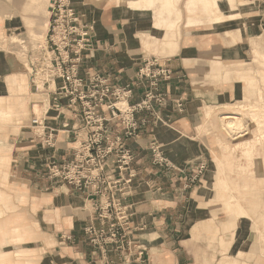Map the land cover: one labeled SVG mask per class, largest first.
Returning <instances> with one entry per match:
<instances>
[{
	"label": "crops",
	"instance_id": "1",
	"mask_svg": "<svg viewBox=\"0 0 264 264\" xmlns=\"http://www.w3.org/2000/svg\"><path fill=\"white\" fill-rule=\"evenodd\" d=\"M186 1L178 3L180 19L171 36L177 42L175 51L165 54L160 45H151L154 38H161L162 29H154L156 19L149 10L129 9L118 0H71L81 21L93 27V52H85L79 64L83 78L87 71H94L107 76L114 87L129 84L131 93L126 103L134 105L148 88V78L138 77L139 69L149 65L151 70L162 67L170 71L169 78L161 81L158 88L166 102L154 103L153 111L134 114L138 123L135 138L123 136L118 120L111 122L109 137L120 135L123 148L130 151L133 159L121 171L117 160L121 149L108 155L103 170L108 189L103 195H91V188H78L49 174L52 164L61 165L71 159L74 149L86 139L79 104L69 105L66 99L55 101L53 92L59 81L47 86L39 84L33 79L34 59H28L29 72L16 52L0 48V101L4 109L0 112H9L0 114V119L6 117L0 120V264H218L226 255L234 260L222 236L230 229L215 223L210 213L215 206L227 217L222 224L228 223L229 214L223 210L225 200H217L222 190L218 183L225 180L224 174H217L216 167L227 161L234 167L241 163L233 155L216 162L217 153L213 151L212 169L202 179L207 188L193 186L188 180L195 165L210 158L199 131L206 127L200 120L204 106L206 119L214 105L232 109L261 106L258 100L263 97L259 94L257 102L238 106L230 102L250 99L238 96L242 85L240 64L255 80L256 93L260 88L264 0H235L239 18L189 26ZM2 5L0 36L20 31L25 23L29 28L37 24L38 11L29 2L22 9L23 16L15 7L5 9ZM21 21H25L24 25ZM22 34L17 32L18 36ZM146 40L151 43L145 45ZM56 102L59 106H55ZM234 113L241 111L236 109ZM35 116L42 119L39 131L44 138L52 135L53 146L44 145L34 133L31 119ZM215 138L219 144L217 133ZM155 146L168 165L154 162ZM237 173L229 174L228 180H256L253 175L244 174L241 177L247 179H243ZM205 190H209L207 194L213 201L202 206L206 204ZM111 200L128 214V220L117 238L100 247L101 236L92 242L85 228L92 226L106 236L112 220L100 214ZM238 223L239 218L231 229L232 237ZM200 228L206 232L202 230L193 237L192 233L195 235ZM214 235L222 241L220 252L219 248L215 252L206 249ZM232 243L233 253L247 251L244 235ZM225 245L228 250L224 252ZM259 262L264 264V257L249 260V264Z\"/></svg>",
	"mask_w": 264,
	"mask_h": 264
},
{
	"label": "built area",
	"instance_id": "2",
	"mask_svg": "<svg viewBox=\"0 0 264 264\" xmlns=\"http://www.w3.org/2000/svg\"><path fill=\"white\" fill-rule=\"evenodd\" d=\"M92 33V25L81 21L71 0H50L48 38L34 63L33 79L39 78L37 81L43 86L59 81V86L54 89L53 99H66L69 105L79 104L81 121L86 131V139L74 149L73 157L61 165L52 164L49 174L78 188H91V195H103L108 189L103 175L108 155L116 148L121 149L117 158L121 171L127 168L133 159L130 151L123 148L120 135L109 137L111 122L118 120L123 136L135 138L138 134V123L134 114L141 110L153 111L154 103L161 105L166 102L165 95L159 92L158 88L161 81L169 78L170 71L162 67L151 70L149 65H144L138 71L139 78H148V88L143 99L134 105L126 103L119 107L116 105L118 102L126 101L130 97L129 84L114 87L108 82L107 76L94 71H87L86 78L80 75L79 64L83 54L86 52V55H89L93 52ZM33 83L37 89V83ZM55 106H59V103L56 102ZM177 106H181L180 100L177 101ZM99 109L101 112H109V115L99 113ZM31 124L34 133L41 138L44 145H54L52 135L47 134L44 138L43 133L39 131L42 119L35 116L31 119ZM152 153L154 162L168 165L158 147H152ZM203 167L204 165L197 163L189 179L195 178L196 170ZM102 211L106 214L102 215ZM100 217L112 220L106 236L102 230H96L92 226L85 228V232L95 243L101 236L100 247H104L118 237L119 230L127 224L128 214L116 201L111 200L101 209Z\"/></svg>",
	"mask_w": 264,
	"mask_h": 264
},
{
	"label": "rangeland",
	"instance_id": "3",
	"mask_svg": "<svg viewBox=\"0 0 264 264\" xmlns=\"http://www.w3.org/2000/svg\"><path fill=\"white\" fill-rule=\"evenodd\" d=\"M97 1H99V0H97ZM130 1H133V0H118V2L120 4H123L125 6H128L126 4ZM139 1L141 3V5L139 7L140 11L149 10L150 12L153 13L152 15H153L154 19H156L154 29H156V30H158L159 28L162 29V34L160 36L161 37L160 39L154 38L152 43L149 40H146L144 42L145 45H149L151 43L153 48L154 47L156 48L157 45H160V50L162 51V53H165V54L173 53L174 50L172 47V43L176 44L177 42L171 36H173V31L175 29H177L178 21L180 19L181 13H180V9L178 8L179 0H152L154 2L152 4V6H150V7L146 6V1H149V0H139ZM1 2L4 3L3 4L4 6L2 5ZM26 2H29L30 4L34 5L32 9H34V11H38L37 17L40 20L42 19L43 22H45V23L47 22V25H48V20H49L48 12H49L50 0H27V1L26 0H0V5H2L5 9L15 7L19 12H21V16H23L22 15V9H23L24 5L26 4ZM185 6H186V4H185ZM198 6L202 9L201 5H198ZM39 8L40 9L44 8L45 12L38 10ZM159 13H161V14L159 15ZM9 15L10 14H7L8 17H9ZM24 22H22L23 25H24ZM169 23L173 26H169L168 25ZM175 23H176V25H175ZM29 29H30L29 26L25 23V28L23 26V28H21L20 31H17L18 33L22 32L23 33L22 35L18 36L17 32H14V33L10 32L7 35L3 34L2 36H0V48H3L7 51L16 52L17 55L19 57H21V59L23 60V64L26 66V68L30 72L31 71L30 66H28V64H27L28 59H30V58L34 59V62L37 60L41 50L46 45V40H47L48 36H47V32H46L45 39L43 41L39 42L37 45H34L35 46L34 47L32 45V43L30 42V35H29L30 31H29ZM252 55L253 54H252V50H251V54L249 57L250 61L252 59ZM256 67H257V63L255 61V69H256ZM37 80H39V78H37ZM241 87L245 88L243 83H242ZM258 87L263 89L262 82H260V81L258 82ZM263 93H264V89H263ZM255 98H256V95L250 96V99H248V100L247 99H235V100L231 101L230 103H234V106H238V104L244 103V102L245 103H247V102L251 103L254 101L257 102V100H255ZM258 104L264 105V94H263V99L258 100ZM251 107H253V106H251ZM241 108H242V110H244L246 108H248L250 110L249 106H241ZM253 109H255V108H253ZM263 109H264V107H263ZM203 110L204 109H202V112L200 114V120L202 121V123H204V126H206V127H204V129L200 128L199 131H200L202 137L204 138L205 143L207 144V146L209 148L208 153H209L210 158L208 157L206 161L203 160L199 163L201 165H204V167L200 170L198 168V170H196L197 176L193 179L191 178V180L189 179L188 183L192 184L193 186L196 185V186L203 187V189H205L204 186H206V185H205V182L202 181V179L205 178V174L209 170L212 169L211 159H213L212 158V156H213L212 152L213 151L216 152L217 154L224 153V156L228 155V151H231L232 155L234 157H236V159L239 163L246 165V163L248 161H247V159H244L245 157L241 154L242 153V148H241L242 144H239V142H240L239 140H241L240 139L241 137H238L235 139H234V137L239 136L240 135L239 133L243 129L248 130L249 133L246 134L242 139H244V138L247 139V137L248 138L250 137L251 143L248 146V149L252 150V155H254V156L251 155L252 158L250 157L251 163H253V165H252L253 168H252V166H250L249 170L251 172L250 171L249 172L251 174L254 172L252 174L253 177L260 178L261 181L263 182V184L262 185L260 184L257 187H253L252 191L251 190L246 191L245 192L246 195L243 197V200L240 202V200H241L240 199L239 202L237 203V209L239 211H242L243 209H245L248 213H251L253 215H255V214L258 215V214H260V212L264 214V207H263V205H264V120H263V118L255 116L257 118V120L255 123H253L250 117L252 115V119L254 120V117H253L254 112L248 113V114L244 115V117H243L245 124L244 125L241 124V125H239V127H236L238 130H234L232 135H229L228 133H226L224 131L222 124H221V127L219 126L220 125V121H219L220 115L219 114L234 112V111H236V109L227 108V107L221 106V105H214V106H212V113L208 119H206L204 117V115H203L204 111ZM260 120H262V121H260ZM245 125H247V129H246ZM215 133L218 134L219 144L216 141ZM256 140H257V142H255ZM236 146H240V147H236ZM222 147H224V149H222ZM260 161H262L263 166H261L260 169L259 168L257 169L256 165ZM206 188H207V186H206ZM205 192H206V199H205L204 203H206V204H203L202 206H206L207 203H211L213 201L212 198H210V196H208V194H207V193H209V190L208 191L205 190ZM236 198H239V197L236 196ZM245 198L248 201V205L246 204V202L244 204ZM217 200H219V199L217 198ZM213 208H214V211H212L210 213V215L214 216L215 223L220 224V223L224 222L227 219V217L225 216L223 211L216 209L215 206ZM251 211H253V212H251ZM237 216H238L240 223H241L242 215L237 214ZM254 223L255 222H253V224ZM239 225L240 224L238 223L235 230H233V231L237 230L236 232L238 233V231L240 230ZM253 227H255V226H253ZM202 230H203V232H206L204 229L200 228L199 231L195 232V235L193 234L194 233L193 232L192 236L197 237ZM231 233H232V231L230 230V231H228L222 235L224 240H227L228 241L227 243L230 246L231 251L228 253L231 254V257L235 256L233 261L238 259V264H246L243 261L240 262V258H241L240 254L243 253L244 251L241 250L237 254V250H235V253H233L234 251L232 249V248H234V246L232 247L233 240H235V239L237 240L238 237L242 238V235H244V237H245V234L243 233V234L237 236V233H236V236L233 238L231 236ZM245 246H246V244H245ZM217 248H219V252H220V236H217V238L215 240L209 239L208 245L206 246L207 250L211 249L213 252H215L217 250ZM245 254H246V252H245Z\"/></svg>",
	"mask_w": 264,
	"mask_h": 264
},
{
	"label": "bare ground",
	"instance_id": "4",
	"mask_svg": "<svg viewBox=\"0 0 264 264\" xmlns=\"http://www.w3.org/2000/svg\"><path fill=\"white\" fill-rule=\"evenodd\" d=\"M154 1L149 0L146 1V6L150 7L152 6ZM126 5H128L127 7L129 9H136L139 10V7L141 5L139 0H133L128 2ZM201 5L202 9L198 6ZM196 9H200L201 12H195ZM226 9L228 10V12L226 11ZM186 11H187V25H197L199 23L202 22H206V23H210V24H220L223 23L229 19H236L237 17L239 18V14L238 11L236 9L235 6V0H188L186 2ZM145 13V12H144ZM49 14V12H48ZM161 13H159L160 15ZM38 15L35 16V22L37 24L30 26L29 29V35H30V42L32 43V45H37L39 42L43 41L45 39L46 36V32H47V27H49V20H48V25L47 22H39L40 19L37 17ZM39 19V21H38ZM177 21V20H176ZM39 22V23H38ZM169 26H173L170 23L168 24ZM176 25V23H175ZM177 43H172V47L173 50L175 51V47H176ZM35 47V46H34ZM45 47V46H44ZM259 54L260 57L263 61L262 66H261V75H260V79L263 85V89H264V46H262L259 49ZM243 64H240L238 67V75H239V80L244 84V87H241V91L238 94V96L240 97H250V96H254L256 94H259L260 96L263 97V89L259 88L257 90L256 93V85H255V80L253 78H250L248 71L242 67ZM5 86V85H4ZM29 92V91H28ZM23 95V94H21ZM2 101V100H1ZM0 101V111L4 110L2 108V102ZM119 103V104H118ZM116 105L119 107H122L124 105H126V101H121L118 102ZM255 106V105H254ZM264 105H261L260 107H257L255 109H253L254 107H250V110L248 108L242 110L241 106L239 107H235L236 109H238V111H241V113H234V112H229V113H225V114H219V121H220V127L222 124V127L224 129V131L226 133H228L229 135H232V133L234 132V130H238L236 127H239V125L241 124H245L243 117L244 115H246L247 113L245 112H254L253 117L257 116V117H261L264 120V109H263ZM6 109V108H5ZM203 109H206V105L204 106ZM9 109H6V111ZM1 115H9V112H0ZM3 120L6 119V117H2ZM1 118V119H2ZM0 119V120H1ZM252 122L255 123L256 121L253 120L251 118ZM262 121V120H261ZM246 129H247V125ZM244 127V126H243ZM249 131L243 129L239 134V136L234 137L238 138L241 137L239 140V144L241 145L242 148V155L245 157L244 159H247V163L245 164H240L238 166H232L228 161L225 162V164L220 163V166L216 167V173L217 174H224V179L225 180H220L219 181V187L222 189L220 190L221 192L219 193V201L220 200H225L224 205H223V210L229 214V219H228V223L227 224H222L220 223L221 227L223 229H233L236 225L238 216L242 215V220L240 223V230L238 231V233L235 231L233 233V238L238 235L241 234H245V243L246 244V254L243 252L241 253V258H240V262H244L246 264H249V260L252 259H258L260 256L264 257V214L260 212V214H251L248 213L245 209H243L242 211H239L237 209V203L243 200V197H239L236 198V196L240 195H245L246 191L252 189L253 187H257L260 184L262 185L263 182L261 181L260 178H255V181H251L249 182L248 180H236V181H229V174L232 173H237L239 175L240 178L243 179H247L246 177H241L242 175L246 174V175H252L250 172V166L253 165V163H251V155L252 152L248 150V146L250 145L251 141H250V137L247 139L244 138L242 139L246 134H248ZM249 142V143H248ZM253 142V141H252ZM257 142V140L255 141ZM263 144V143H262ZM235 145V144H234ZM236 147H240V146H236ZM256 153V152H255ZM254 156V155H252ZM261 156V155H260ZM223 157H232V153L231 151H228V155L224 156L223 153L222 154H215L214 155V159L216 162H218L220 159H222ZM251 157V158H250ZM253 162V161H252ZM263 166L262 161H260L256 167L257 169ZM253 168V166H252ZM250 171V172H249ZM220 178H222V176H220ZM229 195V196H227ZM231 195V196H230ZM248 205V201L246 200V198L244 199V204ZM221 208V206H220ZM253 212V211H251ZM241 217V216H240ZM255 222L254 224H250V221ZM255 226V227H253ZM217 237L214 235L211 240H215ZM234 241V240H233ZM220 244H222V241L220 239ZM233 249V248H232ZM21 250V249H19ZM224 252L228 250V245L224 246L222 249ZM15 252V250H14ZM29 252V251H28ZM18 253V252H17ZM239 253V251L237 250V254ZM228 258L227 255L218 263V264H238V259L233 261V259ZM256 264H263L261 262L256 263Z\"/></svg>",
	"mask_w": 264,
	"mask_h": 264
}]
</instances>
